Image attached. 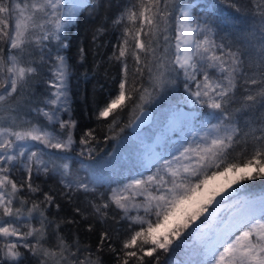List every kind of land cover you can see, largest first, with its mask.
I'll return each instance as SVG.
<instances>
[{"label":"snow or ice","instance_id":"obj_1","mask_svg":"<svg viewBox=\"0 0 264 264\" xmlns=\"http://www.w3.org/2000/svg\"><path fill=\"white\" fill-rule=\"evenodd\" d=\"M225 2L247 11L241 0ZM195 7L188 0H128L113 21L123 32L110 59L123 74L98 113L112 117L109 132L141 121L154 94L177 88L181 77L182 103L209 110L184 111L177 101L166 117L177 140L140 160L141 170L123 183L96 170L87 177L73 170L77 122L63 53L66 31L93 8L89 0H0V264H22L25 252L39 264H89L90 249L68 243L59 225L48 244L53 221L46 211L55 197L34 183L41 175L59 176L62 194L92 195L95 216L119 210L127 224L120 247L111 245L108 232L98 246L108 243L116 264H161L162 256L178 254L171 264H264V191L251 190L264 180V0L256 5L255 44L246 32L229 39L210 16L194 14ZM103 31L97 28L93 40ZM129 107L139 115L120 127ZM94 132L80 137L76 155H91ZM105 183L109 191L97 195Z\"/></svg>","mask_w":264,"mask_h":264},{"label":"trees","instance_id":"obj_2","mask_svg":"<svg viewBox=\"0 0 264 264\" xmlns=\"http://www.w3.org/2000/svg\"><path fill=\"white\" fill-rule=\"evenodd\" d=\"M188 2L195 3L194 14L210 16L214 23L220 26L222 34H229V39L234 40L241 32H246L251 33L249 37L251 43L257 42L260 36V25L256 15V5L260 4L262 0H241L247 9L241 13L231 9L225 0H188ZM89 3L93 8L84 9L78 15L77 23L66 31L68 47L63 53L71 66L68 82V105L71 118L77 122L74 129V138L77 144L74 146L73 152L75 159L73 169L81 167L82 162L83 168L88 173L110 156L120 140L125 139L128 152L140 156L143 146L153 139L157 129L169 115L170 108L177 101H181V105H184L181 98L184 91L181 77V83L177 88L154 94L156 98L146 106L152 108L155 113L154 120L149 126L138 132H131L130 126L124 127L138 113L137 110L135 114L130 115L132 110L129 107L118 120L119 126L124 127V131L120 132L119 127L115 129V132L108 131L112 117L98 118V113L106 101L116 94L123 74L121 63L110 59V57H112L118 41L122 39L123 32V25L114 24L113 21L127 6L128 0H89ZM97 5L98 7H96ZM210 5H214V7H210ZM100 27L104 31L94 41L93 36L96 29ZM81 48L84 49L83 58L80 54ZM128 63L131 67L130 57ZM44 88L42 82L36 85L38 93ZM207 111H209L207 108L200 107L199 112L207 113ZM63 119H68V114H63ZM88 129L95 130L96 142L92 145L94 151L89 155L86 150L85 155L81 157L76 155L80 151L79 139ZM130 136L138 138L130 139ZM15 178L19 182L21 174L17 173ZM59 180V176L41 175L34 178L35 184L40 185L43 191L50 192L55 197L54 202L48 206L46 211L49 220L53 221L49 229L48 244L55 243L54 233L56 226L59 225V234L68 243L71 244L74 240H78L81 248L87 246L90 249L92 256L89 264H116V255L110 250L108 243H105L99 250L98 246L101 243V235L108 232L111 236V245L116 248L120 247L121 240L124 238V229L127 227L126 222L120 220L122 214L113 208L106 218L93 215L89 201H93L94 197L82 192L62 194L66 190L60 185ZM251 190L255 194L264 191V180L253 182ZM108 191V184H104L98 188L97 195L100 192ZM33 199L42 200L43 196L41 194ZM56 205H59V208ZM77 208L80 209L79 213L76 212ZM21 251L25 250L21 249ZM25 257L22 264H39V260L27 252H25ZM178 259H181L179 254L172 257L162 256L161 264H171L172 260Z\"/></svg>","mask_w":264,"mask_h":264},{"label":"rangeland","instance_id":"obj_3","mask_svg":"<svg viewBox=\"0 0 264 264\" xmlns=\"http://www.w3.org/2000/svg\"><path fill=\"white\" fill-rule=\"evenodd\" d=\"M184 111H189L195 109L200 110V105H192L191 103L187 105H181ZM155 123V122H154ZM130 139H136L137 136H130ZM177 140V134L173 132L167 125L166 119L157 129L153 139L148 141L144 146L140 156L131 154L128 152V148L125 144V139L120 140L117 148L106 158V160L101 163V165H96L92 170H96L99 173H103L104 176L110 177L111 179L127 183V180L133 177L137 171H140V160H147L151 158L155 153H157L161 146L165 142L173 143ZM154 143L153 149H150V145ZM175 146V145H174ZM78 175L80 177H87L89 173L83 168L78 167ZM74 171L77 168L73 169ZM155 169H153L154 171ZM107 184V183H105ZM112 187H116L115 184H112ZM227 211V205L224 208ZM134 214V213H133Z\"/></svg>","mask_w":264,"mask_h":264},{"label":"water","instance_id":"obj_4","mask_svg":"<svg viewBox=\"0 0 264 264\" xmlns=\"http://www.w3.org/2000/svg\"><path fill=\"white\" fill-rule=\"evenodd\" d=\"M136 115H139V112ZM154 115V110L152 108L146 107V114L142 117L141 121L135 122L130 126V131L138 132L143 128L149 126L154 120ZM135 117L132 121H135Z\"/></svg>","mask_w":264,"mask_h":264},{"label":"bare ground","instance_id":"obj_5","mask_svg":"<svg viewBox=\"0 0 264 264\" xmlns=\"http://www.w3.org/2000/svg\"><path fill=\"white\" fill-rule=\"evenodd\" d=\"M153 147H154V143L151 144L149 148H150V149H153Z\"/></svg>","mask_w":264,"mask_h":264}]
</instances>
